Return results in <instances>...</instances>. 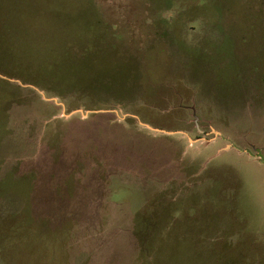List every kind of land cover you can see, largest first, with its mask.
<instances>
[{
    "label": "rangeland",
    "instance_id": "obj_1",
    "mask_svg": "<svg viewBox=\"0 0 264 264\" xmlns=\"http://www.w3.org/2000/svg\"><path fill=\"white\" fill-rule=\"evenodd\" d=\"M0 264H264V0H0Z\"/></svg>",
    "mask_w": 264,
    "mask_h": 264
}]
</instances>
